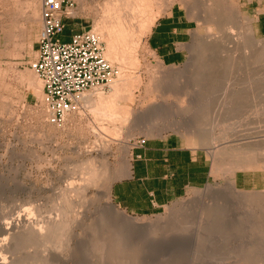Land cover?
<instances>
[{
	"label": "rangeland",
	"instance_id": "374dc122",
	"mask_svg": "<svg viewBox=\"0 0 264 264\" xmlns=\"http://www.w3.org/2000/svg\"><path fill=\"white\" fill-rule=\"evenodd\" d=\"M126 1L119 0L120 5L116 0H75L77 7L72 11V18L66 19L70 22L67 23L65 34H69L71 28L76 33L83 29L95 31L97 28L95 32L104 42L105 54L108 53L107 45L110 36L121 35L117 31V34L112 33V29L111 34L109 31L111 26L114 28L113 22L116 21L115 15L118 14L116 11L119 12L121 8L123 11L119 12L120 15L125 11L127 14V11L129 12L132 8L131 1L133 2V0L128 2L129 5L126 4ZM134 1L143 5L147 0H143V2L142 0ZM263 2L264 0H148L145 3V7L148 3V8L143 13L136 14L139 17H132L131 15L132 18L127 17L133 22L126 21L127 15L124 16L123 13L124 18L121 22L126 21H123V24L125 23L129 28L128 33L126 32L127 36L125 35L128 42H124L125 37L124 43L121 42L118 36L119 40H117L121 42L119 46L116 41L117 37L113 38L112 36V39L117 42L115 44H118L115 45V50L118 48L119 57L116 56V51L113 55L114 61L112 56V58L110 55L108 56L109 53L106 57L116 66L118 76L115 81L122 75H132L133 79L128 85L131 87H127L131 92L130 95L126 93V97L119 98L116 112L111 111L109 115L108 112L110 111L103 110L106 111L107 116L104 112H100L101 108L94 110V107L92 108L86 102L81 101L75 110L66 115L64 119L54 120L44 103L43 83L38 73L32 68V64L38 60L40 52L39 39L43 28L42 0H0V223L13 221L20 217H30L29 219L32 217V220L35 219V221H39L40 217L42 220L48 218L47 216L56 218L59 216L60 210L64 211L70 207L72 212L70 211V214L68 209L67 217L70 216L72 223H70L71 227L64 237L65 243L61 248L63 251L50 249L51 247L47 248L50 251L44 250L54 256L52 257L45 252L52 258V264H102L99 262V252L102 254L107 249L108 251L104 253L108 254L110 258L109 260L106 258L103 264H209L210 262L205 259L206 251L200 250V247L208 245L206 242V246L202 245L200 240L204 241L208 237L203 235L200 239L198 236L206 233V231H199L194 224H185L189 226V229L186 227L187 230H185L182 228L183 223L177 224V222H179L178 219L182 218L189 201L200 196H206L209 187L225 188L227 175H229L226 171H228L229 165L231 164L233 167L235 164L240 165L242 157L241 164L250 158L251 161L248 160V164L251 167L244 163L248 169L241 171L255 172L259 178L264 179V162H262L264 160H261L264 159V58H261L264 57V36L255 31L258 4ZM173 6L186 8L197 23L195 44L191 56L185 64L178 67L163 65L148 51L146 46V37L153 23ZM215 11L216 13H214ZM232 20L235 30L231 26V32L235 34L237 31L235 35L242 32L245 36L247 34L248 36L244 37L247 41L244 39L243 41L246 42L247 46L250 44H252L250 47L255 46L252 47L255 51L249 49V52L251 50L252 55H254L251 57L253 59H246L250 64L249 68L253 64L254 66L252 69H247L248 71L244 68L245 72L243 69L241 75L242 70L239 74L233 72L229 75L232 72L231 66L233 64L229 66L231 68L224 67L225 62H228L226 59L232 55L237 56L238 53L234 54L235 52H233L227 56L226 53L225 55L219 53L221 45L222 49L227 48V44L221 43V41L224 36L227 37L226 33L230 32L228 26ZM123 24L122 26H124ZM239 27L240 29H238ZM138 35L142 37L140 38ZM251 35L252 37H250ZM136 37H139L138 42ZM219 37L220 44L218 42ZM58 38L65 41L63 35H59ZM133 39L134 41H131ZM213 41L218 47L220 45L219 48H215L217 53L215 49L212 52V47H215ZM122 43L123 45H121ZM241 47V45L236 47L240 54L243 50H239ZM209 50H211L210 53H208ZM260 53L263 55L261 56ZM214 56L216 60L212 61ZM222 56H226V59H222ZM117 57L118 60L120 58L119 61ZM239 59L241 60V58ZM243 61L245 65V60ZM207 62L211 64L210 67H207L209 66ZM222 62L225 64L223 65ZM206 67L209 68V71L213 68L216 73L220 72L221 74H219L223 77H220V82H213L215 83L212 86L213 89L203 85L206 83L204 80H198ZM246 71L250 74L248 75ZM237 77L240 79L238 80ZM244 79H250L252 83H247V80ZM237 80L239 87L236 84L235 90L238 88L237 91H239L241 88L243 92L240 91L243 94L244 92L248 94L250 88L253 90L249 92L252 96H247L248 99L244 95V97L242 96L243 100L241 97L240 101L245 106L242 107L241 102L238 105L241 107L237 106V110L240 109V112L237 110L236 112L240 113V116L235 112L236 107L233 108L235 113L232 112V109L229 110L230 112L227 110L226 113L225 109L222 108L223 104L220 102L223 99L225 87L229 86L232 89ZM240 80L243 82L242 85ZM198 81L203 84L195 86ZM113 92L115 89L114 85L111 84L105 91L96 89L86 93L93 94L94 98L98 99L99 93L111 96ZM220 94L222 98H220ZM165 100L168 101L166 110L162 109L154 114L148 113L147 118L137 119L139 112L146 111L158 103L166 102ZM179 106L184 108L180 110ZM217 106H222L220 107L222 109L220 110ZM112 113L117 117L120 116L117 118ZM213 117L216 122L212 120L210 123L209 120ZM153 120L156 121L151 127L149 124ZM172 132L184 135L188 144L199 145L206 150L208 159L213 165V181L204 188L192 189L186 196L169 204L155 215L134 216L124 212L111 200L112 182L126 171L133 151L143 148L138 147L143 139H145V147L149 138L168 136ZM202 135H206L207 139L203 141ZM211 136L217 140H209ZM240 140L249 141L248 146L255 151L249 158H244L246 157L244 155L240 156L238 160L235 157V163L234 158L232 159L231 155H228L231 148H227L229 153L225 156L217 154V162L215 161L214 155L211 154L214 151L211 149L213 141L217 142L216 144L222 142L227 144V141L228 144H231ZM208 141L210 145L207 144ZM256 157L257 161H261L257 162ZM88 160L91 161L92 165L91 163L89 165ZM92 161H94V165ZM102 164L105 166L103 167ZM223 167L226 169L225 172ZM217 168L219 169L217 170ZM238 190L243 195L247 196L248 194L247 197L252 196L251 199L254 200L243 203V205L241 203L242 206L239 208L235 221L225 222L226 233L220 230L212 232L210 239L213 238L212 240L215 241L213 247L219 254V256L215 254L214 257H221L223 262H219L220 258L219 260L216 258L211 260L210 264H264V187L260 185L256 191ZM71 203L72 206L76 203V206L72 207ZM109 205L114 206L118 214H125L128 218L146 224H157V221L163 220L172 221L176 224L173 229L176 238L171 240V237H161L162 239L159 238L154 244H149L150 241L144 240V237H133L135 239L124 241L125 248L123 246L122 250V246L119 249H113L115 247L114 242L117 241L115 234L104 230L99 224L102 209ZM243 210L247 216H244ZM62 214L64 213L62 212ZM4 218H7V221ZM236 239L242 244L241 248H243L244 253L242 256H245V259L240 257L239 261L230 255V250L236 243ZM22 241L24 244L21 242L20 246L21 244L25 245L24 241L26 240ZM111 243L112 245H110ZM28 245L29 243L24 248L18 247L20 249L17 255L19 253L22 255L18 257L24 258L28 255L44 252L39 250L37 246H35L36 249L32 245L27 247ZM105 245L106 248L103 250ZM89 249L91 252L86 255V250ZM1 250L4 249L0 248V255L3 256L6 250L3 252ZM5 254L7 255V252ZM5 254L4 256H6ZM207 255L209 254L207 253ZM54 258L58 259L55 260ZM65 259L67 260L65 261Z\"/></svg>",
	"mask_w": 264,
	"mask_h": 264
},
{
	"label": "bare ground",
	"instance_id": "6f19581e",
	"mask_svg": "<svg viewBox=\"0 0 264 264\" xmlns=\"http://www.w3.org/2000/svg\"><path fill=\"white\" fill-rule=\"evenodd\" d=\"M118 3H119V0H116ZM123 1V0H122ZM126 0H124V2H125ZM130 1L131 0H128V1H126L127 3L126 4H128V2L130 3ZM148 1V0H147ZM146 1V2H147ZM152 1V0H151ZM157 1V0H156ZM134 2H136V1H134L133 0V2L131 1V3H132V8L130 9V11L128 12L127 11V14L125 13V12H123L122 14L125 16V15H127L126 16V21H129L130 19H128L127 17H129L130 15L132 16V17H136V16H138L139 17V15H136V14H139V12H144L145 11V9L146 8H148L147 7V4L149 3H147L146 4V7H145V3L142 5V4H140V2L138 3V1L136 2V4H134L133 5V3ZM142 2H143V0H142ZM141 2V3H142ZM235 2V1H234ZM118 3H116L117 5H118ZM123 3V2H122ZM152 3V2H151ZM120 4V3H119ZM209 4V3H208ZM116 5V6H117ZM121 5V4H120ZM124 5V4H123ZM129 5V4H128ZM151 5V4H150ZM157 5V4H156ZM156 5H154L155 7H156ZM125 6V5H124ZM126 7V6H125ZM128 7V6H127ZM210 7H211V5H210ZM128 9H129V7H128ZM118 10V9H117ZM125 10H126V8H125ZM120 11H123V10H121V8H120ZM119 11V12H120ZM147 12H148V9L146 10ZM119 12H117L116 11V13H118V14H116L115 15V13H113V15H115V19H116V21H112L114 24H113V27L114 28H112V26H111V28H110V26H109V28H110V34H111V29H112V33H116V31L118 32V34H121V35H123V33H125L124 35H123V38H121V35H118L119 36V39H121V42H123V40H124V37H125V41L124 42H128L127 41V35H126V32L128 33V27H127V25H125V23L123 24V21L121 22V20H122V18H124V16H122V14L120 15V13ZM214 13H216V11L214 12ZM145 14H147V13H145ZM112 15V16H113ZM143 15V14H142ZM233 15H235V14H233ZM232 15V16H233ZM109 16V15H108ZM130 16V17H131ZM144 16V15H143ZM146 16V15H145ZM110 17V16H109ZM114 17V16H113ZM131 17V18H132ZM148 18V17H147ZM128 19V20H127ZM139 19V18H138ZM141 19V18H140ZM146 19V18H145ZM152 19H153V16H152ZM229 19V18H228ZM231 19V18H230ZM229 19V20H230ZM112 20H114L113 18H112ZM133 20V19H132ZM238 20V19H237ZM126 21H124V22H126ZM131 21V20H130ZM141 21V20H140ZM143 21V20H142ZM141 21V22H142ZM145 21V20H144ZM146 21H147V19H146ZM149 21V20H148ZM234 21H236V20H234ZM131 22H133V21H131ZM150 22H151V20H150ZM228 22V21H227ZM232 22H233V20L231 21V24H230V22L228 23V27H229V30H230V32H228V33H226V36L227 37H225L224 36V38H223V40L221 41V43H225V44H227V48L225 49L224 47H225V45H224V49H222L221 47H222V45H221V47H220V37L218 38V42H219V47L214 43V41H213V44H215L214 46V48L212 47V52H213V49H217V48H219V50H220V54L221 53H224L223 55H225V53H226V56L227 55H231V53H233V52H235L234 54H236V53H238V54H240V52H238V48H236L237 46L239 47L240 45L242 46L239 50H242L241 51V54L238 56V54H237V56H238V59L239 58H241V60L239 59H236V57L237 56H235V55H232V57L233 56H235V58H233L234 60L236 59V61H233V59H232V57H229L228 59H226V56H222L221 58L223 59H226V61L228 60V62H225V63H223V65L225 64V68H228L229 66H231L232 64V68L231 67H229V68H231V71L232 72H230V69H229V72H230V74L229 75H231V73H233V72H235V74H239V72H240V70H242L241 72H240V75H241V73L243 72V69L244 68H246V70L247 69H252L253 68V66H254V64H253V66L252 67H250L249 68V66H250V64L247 62V60L250 58V60L251 59H253V58H251L252 56H254V55H252V52H251V50H250V52H249V49H252V47H255L254 45L252 46V47H250V45H252V44H250L249 46H247V44H245L246 42H244L243 41V39H244V37H246V36H248L247 34H246V36H245V34H243V32L242 33H239V34H237V35H235L236 33H237V31H235V34L233 33V32H231V29H232V27H234L233 26V24H232ZM128 23V22H127ZM135 23V22H134ZM145 23V22H144ZM143 23V24H144ZM153 23V22H152ZM151 23V24H152ZM122 24L125 26H122ZM129 24V23H128ZM142 24V23H141ZM140 24V25H141ZM150 24V25H151ZM112 25V24H111ZM147 25H148V23H147ZM241 25V24H240ZM129 26V25H128ZM227 26V25H226ZM232 26V27H231ZM120 27H122V28H120ZM127 27V28H126ZM144 27H145V25H144ZM242 28H243V26H241ZM103 28V27H102ZM108 28V29H109ZM147 28V30H148V27H146ZM241 28V29H242ZM115 29V30H114ZM116 29H118V30H116ZM132 29V28H131ZM228 29V28H227ZM226 29V30H227ZM238 29H240V27L238 28ZM97 30V28L95 29V31ZM99 31H100V29H98ZM113 30H114V32H113ZM150 30V29H149ZM234 30H235V27H234ZM101 31H102V29H101ZM143 31V30H142ZM240 31V30H239ZM143 33V32H142ZM249 33V32H248ZM117 34V33H116ZM115 34V35H116ZM129 34H131L130 32H129ZM228 34V35H227ZM126 35V36H125ZM113 36V35H112ZM112 36H110V40H109V42H108V53H106V55L108 54V56L110 55V57L113 59V61H114V59H115V57L113 56V55H115V51H116V56L120 53V52H118V54H117V50H118V48L115 50V47L119 44V46H120V41L118 42V36L116 35L115 37H117L116 38V41L118 42V44H115V43H117V42H115V40H113L112 39ZM139 37H140V35H138ZM114 36H113V38H115ZM135 37V36H134ZM139 37H136L137 39H136V41L138 42V39H139ZM142 37V36H141ZM140 37V38H141ZM212 37V36H211ZM250 37H252V35L250 36ZM133 38V37H132ZM118 39V40H117ZM131 39V38H130ZM215 39V38H214ZM248 39V38H247ZM216 40H217V38H216ZM245 40V39H244ZM251 40V39H250ZM131 41H134V39L133 40H131ZM210 41V40H209ZM245 41H247V40H245ZM123 42V43H124ZM137 42H134V43H136L137 44ZM211 42V41H210ZM243 42H244V44H243ZM253 42V41H252ZM251 42V43H252ZM255 42V41H254ZM123 43L121 44V45H123ZM217 43V42H216ZM129 44V43H128ZM213 44H211V46H213ZM116 45V46H115ZM126 45V44H125ZM134 46V45H133ZM215 49V50H216ZM246 49V50H245ZM124 50V49H123ZM236 50H237V52H236ZM253 51H255V49H252ZM207 52V51H206ZM211 52V50H209V52L208 53H210ZM215 53V52H214ZM214 53H213V55H214ZM216 53H217V50H216ZM218 53V55H220ZM121 54H122V50H121ZM261 54V53H260ZM123 55H124V53H123ZM211 55V54H210ZM217 55V57H219ZM222 55V54H221ZM220 55V56H221ZM263 54H261V56H262ZM118 57H119V55H118ZM118 57H117V60H118ZM212 57V56H211ZM260 57L258 56V59H259ZM261 58H264L263 56L261 57ZM109 59V58H108ZM111 59V60H112ZM210 59V58H209ZM216 60V58H215V56H214V58L212 59V61L213 60ZM229 59H232L231 61H229ZM245 60V65H244V61L243 60ZM247 59V60H246ZM255 59V58H254ZM119 60H120V58H119ZM118 60V61H119ZM121 60H122V57H121ZM211 60V59H210ZM220 60V59H219ZM249 60V61H250ZM253 61V60H252ZM251 61V62H252ZM255 61V60H254ZM117 62V61H116ZM215 62V61H214ZM220 62V61H219ZM229 62H231L229 65L227 64V63H229ZM232 62H234V63H232ZM247 62V63H246ZM256 62H257V60H256ZM208 64H209V66H207V67H210L211 66V64L209 63V62H207ZM212 63V62H211ZM255 63V62H254ZM259 63V62H258ZM252 64V63H251ZM257 64V63H256ZM226 65H227V67H226ZM204 68V70H203V72H202V76L201 77H199L198 78V80L200 81V80H204L206 83H201V82H196L195 83V86H199V85H201V84H203V85H205V86H209V88H212V86H214V84L215 83H213V82H216V81H219L220 80V77H222L220 74V72H217L216 73V71L212 68L210 71H209V68ZM219 70V69H218ZM226 70V69H225ZM222 71V70H221ZM248 71V70H247ZM246 71V72H247ZM253 71V70H252ZM224 72H226V71H224ZM227 72H228V69H227ZM238 72V73H237ZM244 72H245V69H244ZM250 72H251V70H250ZM250 72H247L248 73V75L250 74ZM220 73V74H219ZM125 74V73H124ZM223 74H225V73H223ZM226 74H228V73H226ZM234 74V75H235ZM244 75H245V73H243ZM229 75H227V76H229ZM243 75V76H244ZM247 74H246V76H248ZM132 76V75H131ZM130 75H127V74H125V75H122L118 80H116V81H114L113 83H112V85H114V89H115V92H113L112 93V95L110 96H105L103 93H99L100 95L98 96V99L96 100L95 98H94V96H93V94H84L82 97H81V99H82V101H84V102H86L88 105H90L92 108L94 107V110H97V109H100L101 108V111L100 110H98V111H100V112H104L105 113V115L107 116V113H106V111L108 110V111H110V112H108L109 113V115L111 114V111H115L116 112V106H117V104H118V100H119V98H121V97H126L125 95H126V93H129V95H130V93L131 92H129V89H127V87L129 88V87H131V86H128L130 83H131V80L133 79L132 77H131ZM238 77H240L239 75H237ZM237 77V79L239 80L240 78H243V77H240V78H238ZM245 77V76H244ZM223 78V77H222ZM221 78V79H222ZM247 78V77H246ZM238 80H237V82H235L234 84H233V86H232V89L231 88H229V86H227V87H225V91L223 92V99L222 100H220V102H221V104H223V107L222 106H220V107H222V108H224L225 109V111H226V113H227V110L229 111L230 109H232L233 110V108H235V112H236V110L238 109L237 108V106L240 104V100H241V97L244 95V96H246V99H248V97L247 96H249V95H251L252 96V94L251 93H249L250 91H253L252 90V88H250L251 90H249L248 91V94H246L245 92H244V94L242 93L243 92V90H241V88L239 89V91H237L238 90V88H237V90H235V86H236V84H238ZM243 80V79H242ZM245 80V79H244ZM247 80V79H246ZM245 80V81H246ZM137 81V80H136ZM139 81V80H138ZM221 81V80H220ZM219 81V82H220ZM140 82V81H139ZM240 82V84L241 83H243L241 80L239 81ZM245 83V82H244ZM247 83H252V80L250 81V79H248L247 80ZM133 84H135V83H133ZM242 85V84H241ZM240 85V86H241ZM211 86V87H210ZM238 87H239V84L237 85ZM227 88V89H226ZM132 89V88H131ZM213 89V88H212ZM211 89V90H212ZM157 90H158V88H157ZM167 90H168V88H167ZM167 90H166V92H167ZM242 92H241V91ZM131 91V90H130ZM162 91V90H161ZM172 91V90H171ZM222 92V91H221ZM175 94V93H174ZM95 95V94H94ZM98 95V94H97ZM173 95V94H172ZM222 95L220 94V98H222L221 97ZM243 96V97H244ZM243 97H242V100H243ZM250 97V96H249ZM128 98V97H127ZM126 98V99H127ZM128 100H130V99H128ZM166 101V100H165ZM167 102L168 101H166V102H162V103H158V104H156V105H153L152 107H150V109H148V110H144V111H141V112H139L138 113V115H137V119L138 118H141L142 119V117L144 118H147L146 117V115L148 114V113H156V112H158V111H160V110H162V109H165L166 110V107H168V105H167ZM192 102V101H191ZM194 102V101H193ZM223 102V103H222ZM245 103H246V101H245ZM190 104V103H189ZM218 105H220L219 104V102H218ZM240 105H242V102H241V104ZM245 105H242V107H244ZM170 107H172L171 105H170ZM190 107V106H189ZM192 107H193V105H192ZM218 107V106H217ZM220 107H218V108H220ZM238 107H241V106H238ZM126 108V107H125ZM128 108V107H127ZM184 107L183 106H179V109L180 110H182ZM222 108H220V110L222 109ZM118 109V108H117ZM216 109V108H215ZM242 109V108H241ZM93 110V109H92ZM93 110V111H94ZM103 110H106V111H103ZM120 110V109H119ZM220 110H218V112H220ZM249 110V109H248ZM126 111V110H125ZM127 111H128V109H127ZM216 111V110H215ZM223 111V110H222ZM225 111H223V112H225ZM238 111V110H237ZM95 112V111H94ZM118 112V111H117ZM130 112V111H129ZM161 112H163V111H161ZM218 112H216V113H218ZM230 112V111H229ZM228 112V113H229ZM232 112H234V110L232 111ZM234 112V113H235ZM238 112H240V109H239V111ZM238 112H236V113H238ZM248 112V111H247ZM213 114H214V112H212ZM221 113V112H220ZM113 114V113H112ZM122 114V113H121ZM231 114V113H230ZM240 113H238V115H239ZM244 114H245V112H244ZM108 115V116H109ZM124 115H126L125 113H124ZM151 115V114H150ZM113 116H116L115 114H113ZM120 116V115H119ZM118 116V117H119ZM148 116V115H147ZM156 116V115H155ZM233 116V115H232ZM240 116V115H239ZM243 116V115H242ZM117 117V116H116ZM117 117V118H118ZM127 117V116H126ZM128 117L130 118V116H129V114H128ZM151 117V116H150ZM153 117V116H152ZM220 118V117H219ZM230 118H231V116H230ZM112 119V118H111ZM152 119V118H151ZM235 119V118H234ZM239 119H240V117H239ZM212 120H213V122H216V119L213 117L211 120H209L210 121V123L212 122ZM116 121V120H115ZM146 121H148V120H146ZM145 121V122H146ZM154 121H156V120H153V122L152 123H150L149 124V126H153V123H155ZM219 121H220V119H219ZM224 121V120H223ZM114 122V121H113ZM175 122V121H174ZM173 122V123H174ZM229 122V121H228ZM146 123H148V122H146ZM208 124V123H207ZM215 124V123H214ZM221 124V123H220ZM150 127V129L152 130V128ZM148 128V127H147ZM102 131V130H101ZM104 132H105V130H103ZM202 134H203V132H202ZM199 136H200V134H198ZM201 138L203 139V141L205 140V139H207V136L206 135H202L201 136ZM225 138H227V137H225ZM225 138H223V139H225ZM209 139V138H208ZM223 139H221V140H223ZM209 140H217V139H215L214 137H210V139ZM211 142V141H210ZM214 142V141H213ZM211 143V149L212 150H214V151H212V155H214V158H215V161L217 162V158H216V155L217 154H222V155H224L225 156V154H228L229 153V151L227 152V148H231V151H230V153L228 154L229 156L231 155V157H232V159L235 161V157L236 158H238V160H239V157L240 156H246V157H244V158H249L250 157V155H252L255 151L252 149V148H250L248 145L250 144V142L249 141H244V140H240L239 142H233V143H231V144H228V141L226 142L227 144H225V143H218V144H216L217 142H214V143ZM209 143V141L207 142V144ZM209 145H210V143H209ZM209 145H208V147H209ZM264 150V149H263ZM264 152V151H263ZM263 155H264V153H263ZM218 156V155H217ZM227 156V155H226ZM212 157V156H211ZM243 158V157H242ZM242 158H241V160H242ZM219 159H220V157H219ZM245 159V160H246ZM252 159V158H251ZM260 159V158H259ZM91 160V159H90ZM90 160H88L89 161V165H90V163H91V161ZM237 160V161H238ZM240 160V165H236L235 164V166L233 167L231 164H230V161H228L229 162V164L231 165H229V168L227 169L228 171H226V169H225V167H223V169H225L224 170V172L226 171V172H228L229 173V175H227V185H226V187L225 188H208L207 190H208V192L205 194L206 196H200V197H197L196 199H193V200H191V201H189L188 203H189V205H188V207L185 209V211H184V213L182 214V218H180V219H178V221L179 222H177V224H179V223H183V225H182V228H185V230H187L186 229V227L188 228L189 226H186L187 224L189 225V224H194V226L196 225L197 227H198V230L199 231H206V233H203V232H201V233H203L202 235L200 234V235H198L199 237H200V239H201V236H203V235H205L206 237H208V238H205V240L204 241H202V240H200V242L202 243V245H205L206 243H208V245L206 246V247H204V246H202V247H200V250L201 251H203V252H205L206 251V260H208L210 263H211V260H214V259H216L217 258V260H219V258H220V260H219V262L220 261H222V258L221 257H218L219 256V254H217L218 253V251L217 250H215L216 248H214L213 247V244H215V241H213L212 239H210V236L212 235V232L213 231H215V230H220L221 232H224V233H226L227 232V227L225 226V222L226 221H230V222H234L235 221V219H236V217L238 216L237 214L239 213V208L243 205V203H249V202H252V200H254V199H251L252 198V196L251 197H247L248 196V194H247V196L246 195H243V193L242 192H240L239 190H238V188L235 186V180L233 179L234 178V176H235V172L236 171H240V170H246V169H248L247 167V165H244V163L246 164H248V160H250V158L247 160V162H245L244 161V163H242L241 164V162L243 161H241ZM258 159H257V157H256V161H257ZM261 160H264V159H261ZM261 160H259V161H261ZM87 161V162H88ZM215 161L213 160V162H214V166H215ZM251 161V160H250ZM254 161V160H253ZM259 161H257V162H259ZM93 162V165H94V161H92ZM227 162V163H228ZM262 162H264V161H262ZM231 163H232V161H231ZM235 163H236V161H235ZM238 163V162H237ZM251 163V162H250ZM252 163H254V162H252ZM84 164H88V163H84ZM103 164H105V163H103ZM103 164H102V166H103ZM216 164H219V163H216ZM91 165H92V163H91ZM233 165H234V163H233ZM249 165V164H248ZM105 166V165H104ZM103 166V167H104ZM217 166V165H216ZM226 166V165H225ZM249 167H251L250 165H249ZM216 169V168H215ZM219 168H217V170H218ZM223 171V170H222ZM214 173V171H212L211 170V173ZM215 173H217L216 171H215ZM225 174V173H224ZM223 174V175H224ZM227 174V173H226ZM225 174V175H226ZM106 179H107V177H106ZM105 179V180H106ZM103 182H104V180H103ZM105 183V182H104ZM105 184H107V182L105 183ZM103 186V185H102ZM67 193V192H66ZM246 194V193H245ZM68 197V196H67ZM65 198H66V196H65ZM70 203V202H69ZM241 203H242V205H241ZM67 204V203H66ZM186 205V204H185ZM71 206H72V203H71ZM76 206V203H75V205L73 204V206L72 207H75ZM68 207V206H67ZM185 208V207H184ZM62 209V208H61ZM69 209V213H70V211H71V209H70V207H68V208H66V209H64V211H62V210H60V214H62V212L64 213V214H62V215H60L59 214V216L58 217H49V216H47L48 218H46V219H41V217H40V219L42 220H40L39 219V221L38 220H36L35 221V219H33L32 220V217H31V219H29L30 217H29V215H28V217L29 218H24V217H20L19 219H17L16 217V219L15 220H13V221H9V222H6V223H0V246L2 247V249H4L3 251H5V253L7 252V255L6 256H4V254H3V256H1L0 255V264H52V258L49 256V255H51L50 253H48L47 251H50V250H48L47 248H50V249H54V250H61V251H63L61 248H62V246H63V244L65 243V235H66V232L69 230V228L71 227V225H70V223H72V219L70 220V216H69V218L67 217V214H68V210ZM74 209V208H73ZM117 210L114 208V206H112V205H109V206H106L105 208H103L102 209V212H101V215H100V217H99V224L104 228V230H106V231H109L110 233L111 232H113L114 234H115V239H117V241H115L114 243H115V247L113 248V249H116V248H120L121 246V250H122V248H123V246H124V248H125V244H124V241H130V239H132L133 237H137V238H139V237H144V240L145 239H147V241H150L149 242V244H154L155 242H157L158 240H159V238H161V237H166V238H168V237H171L170 239L171 240H174V238H176V236L174 235V226L176 225V224H174L172 221L170 222V221H168L167 222V220L165 221V220H163V221H157V224L156 223H148V224H146V223H144V222H140V221H136L135 219L133 220V219H131V218H128L127 217V215L125 216V214H122V215H120V214H118L117 212H116ZM246 212H247V210H245ZM72 212V211H71ZM243 212H244V210H243ZM250 213V212H249ZM71 214V213H70ZM30 215H31V213H30ZM40 215V214H39ZM73 215V214H72ZM246 214H245V212H244V216H245ZM249 215V214H248ZM32 216V215H31ZM243 216V215H242ZM247 216V215H246ZM13 217V216H12ZM11 217V218H12ZM36 217V216H35ZM42 217H43V215H42ZM76 217V216H75ZM74 217V218H75ZM249 217V216H248ZM248 217H246V218H248ZM33 218H34V216H33ZM39 218V217H38ZM44 218V217H43ZM242 218V217H241ZM253 218V217H252ZM7 219V218H6ZM5 218H4V220H6ZM13 219V218H12ZM11 220V219H10ZM175 220V219H174ZM3 221V220H2ZM7 221V220H6ZM175 221H177V219L175 220ZM240 221V220H239ZM253 222V221H252ZM255 222V221H254ZM253 222V223H254ZM170 223H172V224H170ZM176 223V222H175ZM186 224V225H185ZM185 225V226H184ZM189 229V228H188ZM197 229V228H196ZM220 232V233H221ZM159 234H161V236H159ZM240 236V234L238 235V237ZM2 237V238H1ZM173 238V239H172ZM133 239H135V238H133ZM162 239V238H161ZM206 239H207V241H206ZM22 240H26V241H24L25 242V245H22L21 244V246H20V243L22 242L23 243V241ZM139 240V239H138ZM215 240V239H214ZM136 241H137V239H136ZM140 241V240H139ZM236 241V243L234 244V246H233V248H231V252H230V255H232L231 257H233V258H235V260H238V259H241L243 256L242 255H244V253H243V248H241L242 247V244H240L239 242H237V239L235 240ZM206 242V243H205ZM27 243H29V245H32V247L34 246H37L38 248H39V250H42V251H44V250H47V251H44V252H41V253H39V254H33V255H28V256H26V257H24V258H20V257H18V256H22V255H20V253H19V255H17V252H19L18 250L20 249V248H18V247H23L24 248V246H26V244ZM204 243V244H203ZM24 244V243H23ZM200 244V243H199ZM29 245L27 246V247H29ZM110 245H112V243L110 244ZM107 246H108V244H107ZM0 247V248H1ZM31 247V246H30ZM109 247V246H108ZM36 248V247H35ZM93 248V247H92ZM106 248V245L104 246V248H103V250ZM110 248V247H109ZM29 249V248H28ZM37 249V248H36ZM101 249V248H100ZM99 249V250H100ZM54 250H52V251H54ZM97 250V249H96ZM2 251V250H1ZM2 251V252H3ZM24 251V250H23ZM93 251V250H92ZM101 251H102V249H101ZM107 251H108V249H107ZM107 251H104V252H107ZM112 251V250H111ZM22 252V251H21ZM45 252H47L48 254H46ZM58 252H60V251H58ZM89 252H91V249H89V250H86V255H88L89 254ZM95 252V251H94ZM97 252V251H96ZM104 252H102V254H101V252H99L100 254H99V262L101 263L102 262V264H103V261L107 258L108 260H109V255L108 254H105ZM217 252V253H216ZM55 253V252H54ZM207 253L209 254V255H207ZM202 254H204V253H202ZM215 254H217L218 256L217 257H214V255ZM107 255V256H106ZM205 255V254H204ZM52 257H54L53 255H51ZM66 256H68V255H66ZM203 256V255H202ZM216 256V255H215ZM241 257V258H240ZM245 257V256H244ZM243 257V258H244ZM66 258V257H65ZM202 258H204V256L202 257ZM55 259V258H54ZM58 259V258H57ZM57 259H55V260H57ZM68 259V258H67ZM67 259H65V261L67 260ZM245 259V258H244ZM247 259V258H246ZM249 259H251V258H249ZM54 260V261H55ZM248 260V259H247ZM239 261V260H238ZM83 262V261H82ZM218 262V261H217ZM223 262V261H222ZM254 262V261H253ZM62 263H64V262H62ZM209 263V264H210ZM215 264H217V263H215ZM219 264V263H218Z\"/></svg>",
	"mask_w": 264,
	"mask_h": 264
},
{
	"label": "crops",
	"instance_id": "0c3cea01",
	"mask_svg": "<svg viewBox=\"0 0 264 264\" xmlns=\"http://www.w3.org/2000/svg\"><path fill=\"white\" fill-rule=\"evenodd\" d=\"M257 9L255 31L264 36V2ZM69 22L65 19L64 23L67 26ZM196 30L190 12L173 6L153 23L146 37L147 49L163 65L181 66L191 56ZM75 33L71 28L69 34L60 35L69 42ZM148 140L145 147L133 151L126 171L110 189L112 202L134 216L155 215L192 189L204 188L213 181L208 153L199 145L188 144L184 135L172 132ZM234 180L240 190L264 187V179L255 172L237 171Z\"/></svg>",
	"mask_w": 264,
	"mask_h": 264
},
{
	"label": "built area",
	"instance_id": "2783aa9c",
	"mask_svg": "<svg viewBox=\"0 0 264 264\" xmlns=\"http://www.w3.org/2000/svg\"><path fill=\"white\" fill-rule=\"evenodd\" d=\"M76 7L75 0H42L40 52L32 68L43 83L44 103L54 120L74 111L84 93L105 91L118 76L116 66L106 57L104 42L93 29L75 33L69 42L57 39ZM144 140L138 147H144Z\"/></svg>",
	"mask_w": 264,
	"mask_h": 264
}]
</instances>
